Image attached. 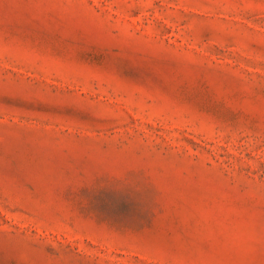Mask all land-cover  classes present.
<instances>
[{
	"label": "rangeland",
	"instance_id": "374dc122",
	"mask_svg": "<svg viewBox=\"0 0 264 264\" xmlns=\"http://www.w3.org/2000/svg\"><path fill=\"white\" fill-rule=\"evenodd\" d=\"M0 264H264V0H0Z\"/></svg>",
	"mask_w": 264,
	"mask_h": 264
}]
</instances>
